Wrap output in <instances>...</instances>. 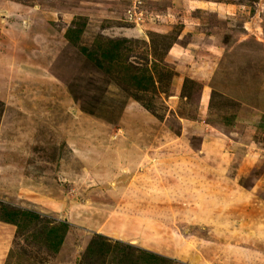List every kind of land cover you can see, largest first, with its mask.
I'll list each match as a JSON object with an SVG mask.
<instances>
[{"label": "rangeland", "instance_id": "1", "mask_svg": "<svg viewBox=\"0 0 264 264\" xmlns=\"http://www.w3.org/2000/svg\"><path fill=\"white\" fill-rule=\"evenodd\" d=\"M0 264H264V0H0Z\"/></svg>", "mask_w": 264, "mask_h": 264}, {"label": "crops", "instance_id": "2", "mask_svg": "<svg viewBox=\"0 0 264 264\" xmlns=\"http://www.w3.org/2000/svg\"><path fill=\"white\" fill-rule=\"evenodd\" d=\"M126 219H128V218H126ZM121 224L124 225V223H122V222H121ZM123 230H126V231H127V227H125V225L123 226ZM146 232L149 233L150 230H149V231L146 230ZM150 233H151V232H150ZM152 234H153L152 239L156 240V243H157L158 246H160V244H161V246L163 247V245H165V243H166V244L168 243V245H169V244L171 245L170 240H168V242H167V239H166L165 237H163V236H162V237L159 236V235L157 234V232L154 231ZM143 235L145 236L146 234H143ZM171 241H172V243H173V240H171ZM154 243H155V241H154ZM151 246H152V245H151ZM155 246H156V245H155Z\"/></svg>", "mask_w": 264, "mask_h": 264}, {"label": "bare ground", "instance_id": "3", "mask_svg": "<svg viewBox=\"0 0 264 264\" xmlns=\"http://www.w3.org/2000/svg\"><path fill=\"white\" fill-rule=\"evenodd\" d=\"M121 223V222H120Z\"/></svg>", "mask_w": 264, "mask_h": 264}]
</instances>
